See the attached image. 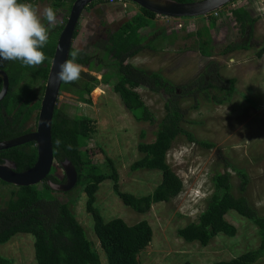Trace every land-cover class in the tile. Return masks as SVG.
<instances>
[{
	"label": "rangeland",
	"instance_id": "1",
	"mask_svg": "<svg viewBox=\"0 0 264 264\" xmlns=\"http://www.w3.org/2000/svg\"><path fill=\"white\" fill-rule=\"evenodd\" d=\"M36 2L44 23L43 10L52 5V0ZM235 7H244L257 18L250 39L249 28L242 32L231 13ZM139 12L138 4L124 0H110L84 9L74 44L93 49L97 35L103 34L106 28L116 29ZM56 14L57 22L49 29L69 17L60 9ZM213 16L156 17L151 20L152 27L148 28L150 33L158 31L153 47L130 59L134 65L161 73L177 87L195 78L210 60L219 63L222 76L236 79L232 98L225 103L200 100L199 105L191 109L194 99H181V105L190 108L183 126L198 141H190L181 135L168 152V163L184 183L183 190L176 197L155 203L149 211L141 213L123 203L114 190L112 179L101 182L95 206L105 220L121 217L133 224L145 219L153 228L151 243L139 255L141 264H212L256 249L260 243L258 226L235 210L226 215L237 228L233 236L220 233L203 245L185 241L177 233L179 228L196 221L205 209L215 192L213 177L217 172H228L232 192L246 197L256 211L264 215V0H234ZM206 32L213 39L212 57L203 55L198 49V34ZM248 39V47L222 54L227 45L244 43ZM102 72L92 71L99 78ZM45 84L44 80L33 84L36 97L43 95ZM137 90L155 116V122L138 121L114 92L112 82L100 83L92 91L91 104L78 101L68 92H62L59 100L70 112L87 115L93 120L95 131L87 143L102 150L93 156V160L107 172H110L109 162L112 161L119 175L120 189L143 195L152 192L159 184L162 172L157 169L132 170L131 164L142 156L139 142L154 141L157 123L164 116L165 108L160 94L145 87ZM142 131L144 138L141 137ZM202 142L212 143L213 146ZM55 168L56 178H62L63 168L57 163ZM242 175L247 177L244 189L240 187ZM37 187L45 188L44 183H39ZM17 189L15 185L0 181V204L7 206ZM55 192L69 202L93 248L98 251L102 264H108L93 229V217L86 208L84 186L77 185L68 192ZM34 241L32 234L18 232L0 244V256L9 261L5 264H37ZM257 264H264V256Z\"/></svg>",
	"mask_w": 264,
	"mask_h": 264
},
{
	"label": "trees",
	"instance_id": "2",
	"mask_svg": "<svg viewBox=\"0 0 264 264\" xmlns=\"http://www.w3.org/2000/svg\"><path fill=\"white\" fill-rule=\"evenodd\" d=\"M74 1L52 0L51 7L56 12L60 9L69 15ZM107 1L110 0L94 1L85 9H91L98 3ZM26 2L34 6L37 4L36 0H26ZM231 13L242 32H246L247 27L249 28L250 39L257 18L244 7H235ZM213 15L214 13H211L208 16L214 17ZM158 16L160 15L140 7L139 13L127 18L116 29L106 28L103 34L97 35L93 49L73 44L70 53L77 48L81 50L76 60L82 66L81 76L76 82L62 81L61 85V93H71L78 101L91 104L92 91L100 83L112 82V89L120 96L125 107L132 111L134 117L138 121L151 123L155 122V116L144 103L137 88L145 87L160 94L165 114L157 123L155 139L152 142L144 140L139 142L138 149L142 156L131 164L132 170L157 169L162 172L161 181L152 192L136 195L122 191L119 175L112 161L109 162L110 172H107L93 160V156L102 150L99 147L89 146L87 143V139L95 131L90 117L78 112H70L63 107L60 100L56 104L53 115L54 162L61 165L64 160H70L75 166L78 173L77 185L84 186L87 196L86 208L93 217V229L108 264H141L139 255L151 243L153 228L145 219L133 224L121 217L105 220L95 206L96 193L101 182L112 179L114 190L123 203L141 213L149 211L155 203L167 202L176 197L183 190L184 183L168 163V152L181 135H185L190 141H198L194 134L183 126L188 119L190 108L183 107L181 99L193 98L195 102L190 106L191 109L197 107L200 100L222 104L232 98L236 87V79L222 76L220 65L214 60H210L195 78L179 87L161 73L130 62L132 57L144 49L153 47L152 43L158 31L150 33L148 28L152 27L151 20ZM66 21L65 19L62 24L49 29L48 43L42 49L47 59L38 67L25 66L19 60H0V69L4 70L9 77L8 92L0 102V141L15 138L36 129L43 95L36 97L33 84L38 80H47L57 41ZM47 23L45 19L44 24ZM78 34L77 24L74 40ZM198 35L200 36L199 51L207 57H212L214 51L210 33ZM249 39L244 43L227 45L222 54L248 47ZM69 59H71L70 54ZM92 71H103L101 78ZM2 85L3 80L0 77V90ZM144 136L145 133L142 131L141 137L144 138ZM202 143L213 146L212 143ZM37 158L35 142L0 150V163L7 159L12 160L16 163L17 171L31 168ZM55 171L56 168H52L48 177L58 182ZM241 177L240 187L244 189L247 177L245 175ZM213 180L215 192L205 209L196 221L179 228L178 235L185 241L199 242L203 245H207L220 233L233 236L237 228L226 218V215L230 210H235L258 226L259 246L232 259L219 260L212 264H257L258 260L264 256V215H260L246 197L237 196L232 192L228 172H217ZM44 186V189H39L37 185L18 187L7 206L0 204V244L7 242L18 232L30 233L35 238L37 264H102L98 251L93 248L92 242L77 220L69 202L57 195L47 182H44ZM7 262L9 261L6 258L0 256V264Z\"/></svg>",
	"mask_w": 264,
	"mask_h": 264
},
{
	"label": "water",
	"instance_id": "3",
	"mask_svg": "<svg viewBox=\"0 0 264 264\" xmlns=\"http://www.w3.org/2000/svg\"><path fill=\"white\" fill-rule=\"evenodd\" d=\"M98 0H75L72 4L69 17L62 29L54 56L51 60L48 77L45 84L41 106L38 113L36 129L32 132L0 141V150L18 146L27 142H35L37 145L38 158L36 163L25 171H17L16 163L7 159L0 163V180L15 185L31 186L42 183L55 167L52 143V121L61 93L62 80L58 79L57 73L60 64L69 59L70 50L74 44V33L81 14L86 6ZM138 4L157 15L172 18L197 17L209 15L221 10L234 0H193L180 2L177 0H126ZM0 77L3 85L0 90V102L6 96L9 89L8 74L0 69ZM64 170L66 181L63 183L47 179V184L55 191L68 192L78 183V173L70 160H64L60 165Z\"/></svg>",
	"mask_w": 264,
	"mask_h": 264
},
{
	"label": "clouds",
	"instance_id": "4",
	"mask_svg": "<svg viewBox=\"0 0 264 264\" xmlns=\"http://www.w3.org/2000/svg\"><path fill=\"white\" fill-rule=\"evenodd\" d=\"M42 22L38 9L30 2L0 0V60H19L23 65L38 67L47 59L42 49L49 40V26L57 22L56 11L51 7L43 10ZM77 48L70 53L71 59L60 64L58 79L65 83L80 79L82 66L76 62L80 54Z\"/></svg>",
	"mask_w": 264,
	"mask_h": 264
},
{
	"label": "flooded vegetation",
	"instance_id": "5",
	"mask_svg": "<svg viewBox=\"0 0 264 264\" xmlns=\"http://www.w3.org/2000/svg\"><path fill=\"white\" fill-rule=\"evenodd\" d=\"M47 179H51V178L47 177ZM47 179H45L42 183L46 182ZM65 181H66V179H65V175H63L62 178L58 179V182H59V183H63V182H65Z\"/></svg>",
	"mask_w": 264,
	"mask_h": 264
},
{
	"label": "built area",
	"instance_id": "6",
	"mask_svg": "<svg viewBox=\"0 0 264 264\" xmlns=\"http://www.w3.org/2000/svg\"><path fill=\"white\" fill-rule=\"evenodd\" d=\"M214 14H217V12H213Z\"/></svg>",
	"mask_w": 264,
	"mask_h": 264
}]
</instances>
